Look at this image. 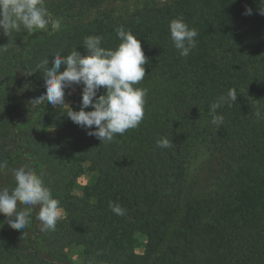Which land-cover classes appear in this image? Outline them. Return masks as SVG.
<instances>
[{
  "label": "trees",
  "instance_id": "obj_1",
  "mask_svg": "<svg viewBox=\"0 0 264 264\" xmlns=\"http://www.w3.org/2000/svg\"><path fill=\"white\" fill-rule=\"evenodd\" d=\"M45 3L61 20L60 30L0 31V46L7 48L0 50V162L7 161L0 187H14L11 169L30 165L64 215L54 231L40 230L38 207L23 231L0 215V264H72L65 254L72 245L82 248V264H264V0ZM107 5L91 19L82 17ZM246 7L251 15L243 14ZM177 17L199 33L187 57L170 39L169 22ZM121 26L137 36L148 58L136 85L148 90L139 127L101 143L67 109L45 116L43 105L31 107L45 91L37 71L43 59L50 67L58 51L86 54L87 36H102V46L115 49ZM77 87L70 106L78 111ZM229 89L237 101L217 110L224 116L217 128L209 106ZM163 137L171 148L157 146ZM202 162L214 175L197 185L191 176ZM85 172L94 180L75 196ZM110 201L125 214L116 215ZM137 234L145 237L141 254Z\"/></svg>",
  "mask_w": 264,
  "mask_h": 264
},
{
  "label": "clouds",
  "instance_id": "obj_2",
  "mask_svg": "<svg viewBox=\"0 0 264 264\" xmlns=\"http://www.w3.org/2000/svg\"><path fill=\"white\" fill-rule=\"evenodd\" d=\"M244 15H251L252 9L246 7ZM264 15V7L259 10ZM61 28V20L54 18L46 7L45 0H0V31L4 35L20 32L47 31L52 34ZM121 41L115 48L102 46V36H87L83 41L86 54L77 49L64 56L58 51L49 59H43L37 65L44 77L45 91L30 101L31 107L44 105L66 107L65 114L86 134L104 142H111L117 134L123 135L129 129L139 127L145 116V104L148 90L136 87L146 76L144 65L148 62L140 40L123 26L116 30ZM171 42L181 57H187L196 48L195 28L189 27L183 17L169 22ZM0 50L6 51L3 45ZM64 70L60 71L61 66ZM35 73V72H34ZM77 86H81L79 110L65 102ZM104 89L103 94L100 93ZM66 90L67 93H66ZM237 91L229 89L226 95L219 96L209 106L210 123L219 128L224 116L217 110L224 105L231 107L237 101ZM91 108L90 111L86 109ZM255 115L261 117L257 110ZM163 149L171 148L172 140L166 137L156 141ZM7 168V161L0 162V171ZM15 186L0 187V215L6 218L9 227L24 230L32 220L33 211L38 207L36 219L40 221L41 231H54L57 222L64 215L60 201L53 197L52 190L45 184L42 175L30 165L11 169ZM18 205H23L22 209ZM109 208L116 215H124L125 209L110 201Z\"/></svg>",
  "mask_w": 264,
  "mask_h": 264
},
{
  "label": "rangeland",
  "instance_id": "obj_3",
  "mask_svg": "<svg viewBox=\"0 0 264 264\" xmlns=\"http://www.w3.org/2000/svg\"><path fill=\"white\" fill-rule=\"evenodd\" d=\"M110 8V5L103 6L98 10H91L87 12L86 14L82 15L83 18L85 19H91L101 11ZM68 90H66L67 93ZM78 94V87H76L75 91L72 93V95H67L65 97V102L69 105L77 98ZM58 109H67L66 107L61 108V106H52L50 103L47 101L44 102L43 105V113L45 116L50 115L54 110ZM47 133L51 136L54 135V132L51 130H48ZM214 173L212 172V165L210 163L202 162L197 166L196 171L194 174L191 176V180L194 183L203 184L208 177L213 176ZM94 180V174L90 172H85L82 176H80L76 182V186L73 190V194L75 196H80L82 193V190L85 186L90 185ZM63 217V216H62ZM136 238L138 242L140 243V246L136 249V253L141 254L143 252V247L142 245L145 242V237L143 235L137 234ZM81 252L82 248L79 246H69L65 249V254L67 258L72 262V264H82V258H81Z\"/></svg>",
  "mask_w": 264,
  "mask_h": 264
}]
</instances>
